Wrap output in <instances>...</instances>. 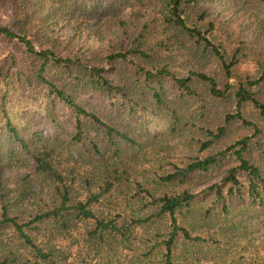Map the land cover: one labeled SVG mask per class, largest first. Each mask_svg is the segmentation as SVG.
<instances>
[{
    "label": "trees",
    "instance_id": "16d2710c",
    "mask_svg": "<svg viewBox=\"0 0 264 264\" xmlns=\"http://www.w3.org/2000/svg\"><path fill=\"white\" fill-rule=\"evenodd\" d=\"M221 3L230 4L228 0L13 1L11 24H0V35L22 43L26 54L21 64L15 59L11 63L0 60V169L7 165L4 161L9 164L19 155H30L36 171L53 183L59 201L52 211L19 223L2 200L0 228H13L34 253V264L53 263L54 251L36 245L30 235V231L37 229L36 224L49 220L67 232L73 219H93L91 238L128 239L127 226L118 225L116 218L97 216L91 207L100 202L126 171L120 173L114 164L113 172L102 179L103 187L97 193L87 191L86 203L73 201L75 170L65 171L62 161L58 163L63 158L58 149L60 143H49L38 131L43 121L55 123L59 115L67 113L76 119L79 140L84 128L89 131L86 124L90 122L94 130L102 129L111 143L120 138L136 144L128 133L101 119L100 115L106 112L103 101H110L129 115L155 118L165 112L174 122V128L188 125L191 119L200 123L210 137L202 144V150L210 153L184 169L183 180L193 173L208 174L216 168L228 167L223 184L211 188L223 210L227 211L233 197L244 200L248 196L253 202L262 200L264 60L259 57L255 61L252 75L240 70L248 48L241 39L234 47L233 32H227L225 20L213 15ZM254 3L245 0L244 14L262 25L264 21L257 19L259 14L249 7ZM94 26L115 34V45L110 43L107 50H99L91 45L87 48V43V50L82 51V46L75 51V45L85 39L83 32ZM67 30L70 37L63 35ZM262 55L264 52L259 54ZM168 77L175 81L171 93L165 87ZM63 110L65 113L61 114ZM232 130L246 134L225 150L214 151L212 146L222 142ZM194 199L187 192L161 199L158 215L169 214L173 218L185 209L189 211ZM69 212H74L76 218H71ZM178 229H173L166 244L168 262ZM0 264L27 262L7 253L0 257Z\"/></svg>",
    "mask_w": 264,
    "mask_h": 264
},
{
    "label": "rangeland",
    "instance_id": "374dc122",
    "mask_svg": "<svg viewBox=\"0 0 264 264\" xmlns=\"http://www.w3.org/2000/svg\"><path fill=\"white\" fill-rule=\"evenodd\" d=\"M13 1L0 0L1 25L11 24ZM228 1L230 4L226 6L219 4L213 15L225 20L227 32H233L234 47L241 39L244 47L248 48L240 70L252 75L256 69L255 61L259 57L264 60V55L259 56L264 52V24L259 25L256 18L244 14L245 0ZM254 2L249 7L259 14L258 20L264 21V0ZM255 29L259 31L255 32ZM63 35L70 37V30L64 31ZM83 35L85 39L75 45V51L82 46V51H85L89 45L107 50L110 43H116L115 34L105 29L98 30L95 26L88 27ZM25 54L26 48L22 43L11 42L0 35V60L6 59L11 63L15 59L17 64H21ZM166 79L169 81L165 87L171 93L175 81L169 77ZM103 103L106 112L100 115L101 119L128 133L136 144L120 138L111 143L102 129L94 130L90 122L86 124L89 131L84 128L79 140L76 137V119L66 115L64 110L61 114L65 113V116L59 115L58 122L43 121L38 131L49 143H60L58 149H61L63 158L58 163L62 161L65 171L68 173L74 168L73 201L86 203L87 191L97 193L103 187V177L115 169L114 164L120 173L126 171L127 174L113 184L115 186L100 202L91 207L97 216L116 218L118 225L127 226L128 239L105 238L100 241L91 238L90 232L95 227L93 219H73L67 232L56 227L51 220L36 224L37 229L30 231V235L36 245L54 251L52 264H264V193L262 200L258 198L255 202L248 196H244V200L233 197V203L228 202L225 211L211 188L223 184L228 167L216 168L208 174L193 173L185 180L181 176L189 165L204 160L210 153V150H202V144L210 137L200 123L185 119L188 125L179 124L174 128V122L165 112L148 118L145 114L129 115L112 106L110 101ZM261 125L264 127V122ZM245 134L244 131L232 130L212 148L214 151L225 150ZM4 163L7 165L0 169V216L2 200L19 223L29 222L37 215L53 210L59 201L54 185L36 171L30 155H19L9 164ZM169 176L176 177L164 181ZM72 177L69 174V181L73 180ZM184 192L195 196L189 211L185 209L173 218L169 214L158 215L161 199ZM68 214L76 218L74 212ZM144 218L150 219L144 224H136ZM175 227L179 229L168 262L166 244ZM7 253L22 258L27 264L36 261L34 253L13 228L1 227L0 257ZM39 264L44 263L41 261Z\"/></svg>",
    "mask_w": 264,
    "mask_h": 264
}]
</instances>
